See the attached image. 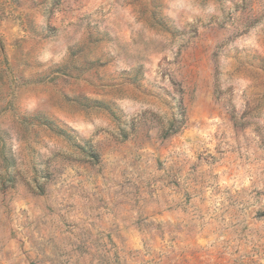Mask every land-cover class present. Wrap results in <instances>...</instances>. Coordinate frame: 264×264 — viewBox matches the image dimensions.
I'll list each match as a JSON object with an SVG mask.
<instances>
[{"label":"rangeland","instance_id":"374dc122","mask_svg":"<svg viewBox=\"0 0 264 264\" xmlns=\"http://www.w3.org/2000/svg\"><path fill=\"white\" fill-rule=\"evenodd\" d=\"M153 193L165 264H264V0H0V264H161L96 228Z\"/></svg>","mask_w":264,"mask_h":264},{"label":"crops","instance_id":"0c3cea01","mask_svg":"<svg viewBox=\"0 0 264 264\" xmlns=\"http://www.w3.org/2000/svg\"><path fill=\"white\" fill-rule=\"evenodd\" d=\"M211 95L208 92V101ZM208 110V162L204 168H208V174H222L226 170L228 164V123L223 117L212 120ZM238 152L235 153V156ZM201 165L199 167V170ZM146 200H140L138 204L124 203L119 209V213L114 215H103L98 222L109 220V228L105 224L96 226L98 232L110 233V237L114 239L116 249L123 253H142L146 251L148 257L153 255H162L161 264L165 262H176L179 260L177 256L179 252L188 247V233L182 227V216L179 208L180 195L175 198L173 193V208L163 212L158 200L157 194H150ZM208 198L204 199L206 203ZM97 216H94L96 218ZM199 222V221H197ZM94 230V229H93ZM103 230V231H102ZM94 233V232H93ZM208 240V232L201 230L199 227L192 233L191 246L201 248L203 253L205 244ZM179 261H177L178 263ZM146 264H151L146 262Z\"/></svg>","mask_w":264,"mask_h":264}]
</instances>
